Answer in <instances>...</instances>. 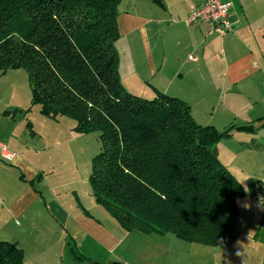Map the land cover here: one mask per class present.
<instances>
[{
    "label": "trees",
    "instance_id": "16d2710c",
    "mask_svg": "<svg viewBox=\"0 0 264 264\" xmlns=\"http://www.w3.org/2000/svg\"><path fill=\"white\" fill-rule=\"evenodd\" d=\"M119 3L0 0V75L24 69L43 116L73 119L75 133L98 132L88 180L121 228L219 245L235 230L245 188L214 146L251 125L219 130L196 122L177 96L125 90L114 45ZM0 264H23L22 249L0 239Z\"/></svg>",
    "mask_w": 264,
    "mask_h": 264
},
{
    "label": "crops",
    "instance_id": "0c3cea01",
    "mask_svg": "<svg viewBox=\"0 0 264 264\" xmlns=\"http://www.w3.org/2000/svg\"><path fill=\"white\" fill-rule=\"evenodd\" d=\"M203 1L120 0L117 26L128 61L123 72L119 69L120 81L125 90L146 98L158 90L183 99L200 124L219 130L251 125L233 129L214 146L238 180L249 178L243 182L248 191L238 199L239 220L232 234L215 246L171 233H136V247L127 243L130 233L100 239L92 232V209L99 211L92 197L84 204L83 193L81 198L77 194L76 206L62 202L57 183L63 178L47 181L44 149L18 140L12 130L0 135L14 154L11 161L0 159V239L24 248L15 233L22 221L32 226L34 246H43L35 255L38 264H64L63 252L43 254L60 245L68 247L67 264H78L71 242L84 257L100 263L109 255L119 264H264V0H222L233 22L225 35L206 22L187 21ZM43 185L44 192L38 190ZM46 214L61 225L58 237H41L44 229L53 233Z\"/></svg>",
    "mask_w": 264,
    "mask_h": 264
},
{
    "label": "rangeland",
    "instance_id": "374dc122",
    "mask_svg": "<svg viewBox=\"0 0 264 264\" xmlns=\"http://www.w3.org/2000/svg\"><path fill=\"white\" fill-rule=\"evenodd\" d=\"M124 40L125 38L120 36L114 44L118 51L119 69H122V72L128 63L126 56L121 51ZM5 111L6 114H3ZM27 122L32 125L31 131L33 133L25 126ZM74 124V120L67 116H58L55 119H51L40 113V106L32 104L31 89L27 72L24 69H9L0 75V135L14 130L13 135L17 136L18 140L27 141L30 144L37 145L38 148L44 149L47 164V169H45L47 181L54 183L53 178L57 176L63 178V181L57 183L60 184L59 190L62 191L58 195L62 202L65 200L76 206L77 194L81 198L83 193L84 204L92 197V205L99 209V211L92 209V232L96 234V237L100 239H106L110 236L119 238L122 233H130L126 239L127 243L136 247L139 241L133 235L139 232H127L121 228L115 218L94 200V196L91 193L92 189L88 176L91 168V158L100 150L98 132L88 134L75 133L70 130ZM38 190L44 192L45 185L41 186V188L39 187ZM46 215V221L51 223L50 228H52L53 233L49 236L47 229H44L39 231L43 233L40 236L47 238L58 237L60 230H62L61 225ZM14 220L20 222L18 218ZM19 227L22 229L16 231L15 235L25 245L24 248L17 245L23 251V264H38L35 255L37 250L43 249V246H34V242L37 241L35 230L32 226H25L23 221ZM66 240H69V238ZM71 246L76 251L73 242H71ZM61 252L64 254V264H67L66 260L69 257V251L65 245H60L57 251L45 250L43 254H62ZM76 255L80 256L81 254L76 251ZM105 257L109 261L104 259L101 264H119L115 263L116 259L112 256L107 255ZM76 260L78 264H88L87 258L82 257Z\"/></svg>",
    "mask_w": 264,
    "mask_h": 264
},
{
    "label": "built area",
    "instance_id": "2783aa9c",
    "mask_svg": "<svg viewBox=\"0 0 264 264\" xmlns=\"http://www.w3.org/2000/svg\"><path fill=\"white\" fill-rule=\"evenodd\" d=\"M189 23L206 22L210 30L218 35H225L233 29V22L229 17L228 3L222 0H204L187 15ZM14 154L7 150L0 142V159L11 161Z\"/></svg>",
    "mask_w": 264,
    "mask_h": 264
},
{
    "label": "clouds",
    "instance_id": "9594fccd",
    "mask_svg": "<svg viewBox=\"0 0 264 264\" xmlns=\"http://www.w3.org/2000/svg\"><path fill=\"white\" fill-rule=\"evenodd\" d=\"M249 179L248 177H242V178H239V183L243 184V182L245 180ZM245 191L247 192V188H245ZM260 199H264V197H261ZM237 255H239V252L237 253Z\"/></svg>",
    "mask_w": 264,
    "mask_h": 264
}]
</instances>
